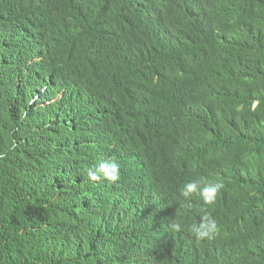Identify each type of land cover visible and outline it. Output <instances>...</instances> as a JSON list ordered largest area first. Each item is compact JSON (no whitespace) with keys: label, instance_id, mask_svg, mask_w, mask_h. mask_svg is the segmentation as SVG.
Here are the masks:
<instances>
[{"label":"trees","instance_id":"1","mask_svg":"<svg viewBox=\"0 0 264 264\" xmlns=\"http://www.w3.org/2000/svg\"><path fill=\"white\" fill-rule=\"evenodd\" d=\"M125 1L134 0L84 2L99 10L101 20L87 19L81 34L96 32L92 47L108 49L110 55L105 57L116 62L119 73L112 81L102 80L96 90L93 83L72 78L80 92L78 99L86 102V113L95 114L101 127L105 116L98 111L103 106L115 119L125 115L124 121H136L144 136L161 147L155 160L161 177L170 178L174 169L168 164L172 163L191 181L223 184L216 202L205 206L198 223L208 214L219 223L218 231L210 239L197 238L192 231L172 244L177 249L172 255L166 249L170 246V227L164 222L168 208L135 201L133 195L121 192L120 185L103 182L96 193L108 196L105 204L120 215L139 218L142 226L136 233L129 227L128 232L122 231L111 247L95 240L79 223L85 221L84 210H60V201L72 195L63 191L68 188L62 184L69 168L61 166L57 156L61 145L66 146L75 104L61 103L40 89L15 94L17 82L12 76L9 86L0 88V264H264V0H233L237 19L231 21L233 30L225 36L222 61L215 66L225 83H210L201 98L193 99L182 96L190 92L177 90L180 86L162 91L148 79L150 63L173 69L183 66L188 72L179 59L168 62L155 48L160 26L179 15L180 21L207 16L214 23V14L230 5L211 0L216 2L204 7L205 15L186 13L198 8L192 0H159L161 20L155 25L145 20L142 8L133 11L127 4L126 11ZM244 6H251V11H244ZM98 24L106 29H95ZM17 39L16 34L10 44ZM235 58L239 59L236 66ZM6 59L0 55L4 68ZM195 61L199 64V56ZM137 86L142 90L140 99L134 91ZM82 105L77 106V118L83 113ZM80 135L87 141L91 129ZM34 162L38 168L31 171ZM130 198L143 204V215L131 209Z\"/></svg>","mask_w":264,"mask_h":264},{"label":"clouds","instance_id":"2","mask_svg":"<svg viewBox=\"0 0 264 264\" xmlns=\"http://www.w3.org/2000/svg\"><path fill=\"white\" fill-rule=\"evenodd\" d=\"M85 1L0 0V55L7 58V67H2L0 62V88L8 87L10 78L14 76L17 82L13 91L15 94L24 95L40 89L42 94L50 92L49 96H55L61 103L69 101L75 104L74 114L69 119L66 146L61 145L57 156L58 163L69 168L68 177L62 184H68V188L63 191H71L72 195L60 201L61 212L62 208L67 211L72 208L84 210L85 221L79 219L80 225L85 226L95 240L111 247L113 238L122 231L128 232L129 227L131 232L136 233L142 226L139 218L130 214L120 215L114 207L105 204L107 195L96 193L100 183L107 182L108 186L116 188L120 185L123 188L121 192L133 195L135 201L140 199L153 208H168L164 222L170 227L167 233L170 246L166 249L176 255V246L173 249L172 244L181 242L192 231L200 239H210L216 235L219 225L217 217L218 225L208 214L198 223L205 206L216 202L223 184L206 180L191 181L172 163L168 164L174 169L170 178L161 177L157 172L159 162L155 163L161 147L144 136L136 121L130 117L131 120L124 121L128 117L125 115L115 119L108 115L111 110L103 106L98 111L99 115L105 116L101 127L94 119L95 114L86 113V102L78 99L80 92L72 78L78 82L93 83L92 90H96L102 80L116 79L119 68L116 62L106 58L110 55L108 49L103 50L100 45L92 47L96 32L90 33L89 30L85 36L81 34L87 19L90 23L101 20L99 10L85 5ZM158 1H125L124 9L129 10L127 4H132L133 11L142 8L145 20L159 25L161 12ZM192 1L198 8L186 13L203 11L205 15L207 11L204 7L216 2ZM223 1L230 6L220 14L213 13L214 23L207 16L205 20L187 16L180 21L179 15L160 26L155 48L168 62L175 64L176 58L179 59L188 72L183 66L173 69L165 64L150 63L152 72L148 79L152 80L154 87L168 91L169 87L180 86L177 90L190 92L182 96L193 99V96L201 98L204 87L210 83H225L224 77L215 72V66L222 61L225 36L233 30L231 21H235L237 16L233 0ZM251 9V6L243 7L247 12ZM94 28L106 29V26L98 24ZM16 34V44L11 45ZM197 56L199 64L195 61ZM238 63L239 59L235 58L233 65ZM60 70H64L63 74L55 77ZM146 89L144 87L143 90ZM134 91L140 99L141 88L137 86ZM42 94L33 102L38 101ZM80 102L83 103L79 107L83 113L77 118L76 109ZM86 128L91 129V138L84 141L80 132ZM37 168L38 163L34 162L33 170H30ZM61 187H57L56 191ZM56 191L54 197H57ZM128 202L137 214H144L143 204L132 202L131 198Z\"/></svg>","mask_w":264,"mask_h":264},{"label":"bare ground","instance_id":"3","mask_svg":"<svg viewBox=\"0 0 264 264\" xmlns=\"http://www.w3.org/2000/svg\"><path fill=\"white\" fill-rule=\"evenodd\" d=\"M30 93V92H29ZM38 123V122H37ZM35 125V124H34ZM147 172H148V165L146 166V169H145V174H146V177H145V180H147ZM98 195H100V193H98ZM113 202V201H112ZM113 207V206H112ZM184 241V240H183ZM118 261V260H117ZM128 261V260H127Z\"/></svg>","mask_w":264,"mask_h":264}]
</instances>
